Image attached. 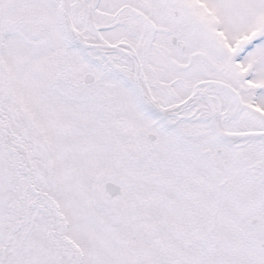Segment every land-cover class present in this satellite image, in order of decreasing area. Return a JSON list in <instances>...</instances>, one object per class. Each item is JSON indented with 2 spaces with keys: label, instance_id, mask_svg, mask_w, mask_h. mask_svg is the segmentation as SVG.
<instances>
[{
  "label": "snow or ice",
  "instance_id": "6c2138e0",
  "mask_svg": "<svg viewBox=\"0 0 264 264\" xmlns=\"http://www.w3.org/2000/svg\"><path fill=\"white\" fill-rule=\"evenodd\" d=\"M0 264H264V0H0Z\"/></svg>",
  "mask_w": 264,
  "mask_h": 264
}]
</instances>
